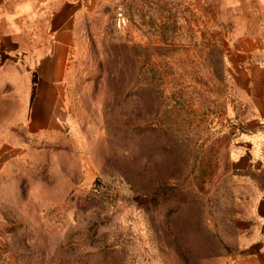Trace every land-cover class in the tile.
Listing matches in <instances>:
<instances>
[{
  "label": "rangeland",
  "instance_id": "rangeland-1",
  "mask_svg": "<svg viewBox=\"0 0 264 264\" xmlns=\"http://www.w3.org/2000/svg\"><path fill=\"white\" fill-rule=\"evenodd\" d=\"M261 9L94 0L52 98V139L0 155V264H237L251 192L233 66ZM50 51L0 53V88H30Z\"/></svg>",
  "mask_w": 264,
  "mask_h": 264
},
{
  "label": "crops",
  "instance_id": "crops-1",
  "mask_svg": "<svg viewBox=\"0 0 264 264\" xmlns=\"http://www.w3.org/2000/svg\"><path fill=\"white\" fill-rule=\"evenodd\" d=\"M94 0H0V53L16 58L22 48L51 49L35 62L30 88H0V155L19 150L21 139L48 138L53 130V96L62 81V69L75 47V31ZM259 33L243 36L236 43L233 79L237 105L245 113L241 123L239 154L244 164L240 176L251 195L246 199L248 215L240 230L243 241L237 264H264V11L258 13ZM82 24V23H81ZM84 26V25H83ZM10 80L13 79L12 74ZM38 81V82H37ZM7 161V160H6ZM0 164V175L7 162Z\"/></svg>",
  "mask_w": 264,
  "mask_h": 264
},
{
  "label": "built area",
  "instance_id": "built-area-1",
  "mask_svg": "<svg viewBox=\"0 0 264 264\" xmlns=\"http://www.w3.org/2000/svg\"><path fill=\"white\" fill-rule=\"evenodd\" d=\"M126 18L123 13H118L117 18H116V26L119 29H122L126 26Z\"/></svg>",
  "mask_w": 264,
  "mask_h": 264
}]
</instances>
